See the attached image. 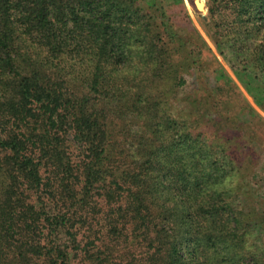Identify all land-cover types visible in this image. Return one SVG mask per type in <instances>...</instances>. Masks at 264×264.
Here are the masks:
<instances>
[{"label":"trees","instance_id":"1","mask_svg":"<svg viewBox=\"0 0 264 264\" xmlns=\"http://www.w3.org/2000/svg\"><path fill=\"white\" fill-rule=\"evenodd\" d=\"M168 5L0 0V264H264V116ZM207 8L264 113V0Z\"/></svg>","mask_w":264,"mask_h":264},{"label":"rangeland","instance_id":"2","mask_svg":"<svg viewBox=\"0 0 264 264\" xmlns=\"http://www.w3.org/2000/svg\"><path fill=\"white\" fill-rule=\"evenodd\" d=\"M207 1L208 0H183V6H180L179 0H167L168 7L170 8L171 15L174 19V22L177 26L184 27L187 25L194 26L202 38L205 40L207 45L210 47L212 53L217 58V60L221 63V65L226 70L227 74L231 77V79L236 83L238 88L242 91V93L246 96L248 101L250 102L251 106L258 111L262 116L264 113L261 109L254 103L251 96L243 88L242 84L238 81L236 76L234 75L233 71L227 64L224 57L217 51L215 45L213 44L208 32L206 31L203 23L204 21H208V8H207ZM174 11H176V15H174ZM207 59H211V54L208 53L206 56H203ZM247 246L251 250L254 248V242L252 239V235L246 236ZM263 245V244H262ZM136 262V261H135Z\"/></svg>","mask_w":264,"mask_h":264}]
</instances>
